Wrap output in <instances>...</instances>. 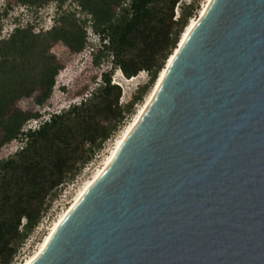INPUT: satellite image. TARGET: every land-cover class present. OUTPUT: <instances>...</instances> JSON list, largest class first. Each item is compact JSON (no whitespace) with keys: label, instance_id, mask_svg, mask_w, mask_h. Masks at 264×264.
I'll return each mask as SVG.
<instances>
[{"label":"water","instance_id":"water-1","mask_svg":"<svg viewBox=\"0 0 264 264\" xmlns=\"http://www.w3.org/2000/svg\"><path fill=\"white\" fill-rule=\"evenodd\" d=\"M180 41L29 264H264V0H211Z\"/></svg>","mask_w":264,"mask_h":264},{"label":"trees","instance_id":"trees-1","mask_svg":"<svg viewBox=\"0 0 264 264\" xmlns=\"http://www.w3.org/2000/svg\"><path fill=\"white\" fill-rule=\"evenodd\" d=\"M14 1L40 8L52 0ZM66 1L74 8L62 9ZM56 2L57 16L49 29L36 33L29 23L0 38V149L14 139L24 142L20 150L0 160V264L13 263L59 188L133 114L134 105L154 86L198 7L196 0ZM9 7L7 3L0 12V32ZM87 26L99 39L93 53L110 59L111 69L101 74V83L88 96L51 114L38 129L22 132L24 123L40 114L21 110L16 102L31 97L37 105L48 101L61 69L51 48L62 43L73 53L81 52L87 44ZM115 67L128 79L140 71L148 76L125 104H119L120 86L111 83Z\"/></svg>","mask_w":264,"mask_h":264},{"label":"rangeland","instance_id":"rangeland-1","mask_svg":"<svg viewBox=\"0 0 264 264\" xmlns=\"http://www.w3.org/2000/svg\"><path fill=\"white\" fill-rule=\"evenodd\" d=\"M189 0H187L188 2ZM206 0H196L198 5L193 16L195 18ZM7 3L10 4L8 14L1 21L2 29L0 38L8 35L17 26L32 24L33 31L39 32L49 29L54 25L56 13V0H52L40 8L28 7L14 0H0V12H2ZM74 8V4L66 1L62 9ZM179 8L175 7V17H177ZM83 16V14L81 15ZM87 44L85 48L78 53L71 52L62 43H57L51 48L57 62L61 65L55 77L52 94L44 105H37L33 98H22L18 100L15 106L24 111H36L39 114L43 112L54 114L66 110L70 105L78 103L101 83V74L111 69L110 59L98 57L93 53L97 44L98 36L92 32L89 26L86 27ZM118 67L111 72V83L118 84L121 88L119 104H125L137 92V89L146 83L148 76L145 71H140L132 78H125L118 73ZM152 89V88H151ZM150 89V91H151ZM150 91L143 97L142 101L134 105V112L120 126V128L108 139L103 147L96 152L94 157L86 163L75 177L61 186L58 195L51 201L50 207L46 214L41 218L39 224L35 227L30 236L19 247L12 264H23L31 254H33L48 234L49 229L63 211L70 205L78 190L89 180L98 168L101 167L105 157L113 147L115 140L122 133L123 129L133 119L142 103L145 101ZM9 144V143H8ZM11 148L5 144L0 149V160L12 155L9 152ZM10 154V155H9Z\"/></svg>","mask_w":264,"mask_h":264},{"label":"bare ground","instance_id":"bare-ground-1","mask_svg":"<svg viewBox=\"0 0 264 264\" xmlns=\"http://www.w3.org/2000/svg\"><path fill=\"white\" fill-rule=\"evenodd\" d=\"M211 0H206L205 3L203 4V6L201 7V9L199 10L198 15L195 18H191L187 24V26L185 27L183 33L181 34V41L184 40L187 36V34L190 32L191 28L196 24V20L198 16H201L206 8L208 7L209 3ZM179 43V44H180ZM177 51V47L175 48V50L173 51V53L170 55V58H168L167 60V64H169L170 60L173 58L174 56V52ZM166 64V66H167ZM166 66H164V68L161 70L158 79L156 80L154 86L152 87L151 92L149 93V95L147 96V98L145 99V101L142 103V105L140 106V108L138 109V111L136 112V114L133 116V119L129 122V124L123 129L122 133L119 135V137L115 140V143L113 145V147L111 148L110 152L107 154V156L105 157L102 165L100 168H98L96 170V172L93 174V176L87 180L83 186L78 190L76 196L74 197V199L72 200V202L70 203V205L63 211V213L58 217V219L53 223V225L51 226V228L49 229L48 234L45 236L44 240L41 242V244L39 245L38 249L31 254L28 258H26V260L23 262V264H29L31 263L33 260H35V258L41 253V251L43 250V248L45 247L47 241L49 240L50 236L52 235V233L54 232V230L56 229V227L58 226V224L62 221V219L65 217V215L72 209V207L75 205V203L78 201V199L81 197V195L84 193V191L90 186V184L98 177V175L102 172V170L109 164V162L111 161L114 153L116 152L118 146L120 145V143L122 142V140L125 138V136L129 133V131L135 126V124L137 123L140 115L142 114V112L145 110V108L148 106V104L150 103V101L153 99L155 92L157 90V87L159 86L161 79L166 71ZM118 73L120 74V76H123V74L121 73L120 70H118Z\"/></svg>","mask_w":264,"mask_h":264},{"label":"built area","instance_id":"built-area-1","mask_svg":"<svg viewBox=\"0 0 264 264\" xmlns=\"http://www.w3.org/2000/svg\"><path fill=\"white\" fill-rule=\"evenodd\" d=\"M50 115H51L50 113L43 112L42 114H40L39 117L31 118V119L27 120L24 123V125L22 126L21 131L27 132L28 130L38 129L45 121L49 120ZM7 145L9 146V148H11V150H10L11 152H9V153L14 154L15 152H17L18 150H20L23 147L24 142L21 139H14L11 142H9V144H7Z\"/></svg>","mask_w":264,"mask_h":264},{"label":"clouds","instance_id":"clouds-1","mask_svg":"<svg viewBox=\"0 0 264 264\" xmlns=\"http://www.w3.org/2000/svg\"><path fill=\"white\" fill-rule=\"evenodd\" d=\"M98 43H99V39H98Z\"/></svg>","mask_w":264,"mask_h":264}]
</instances>
